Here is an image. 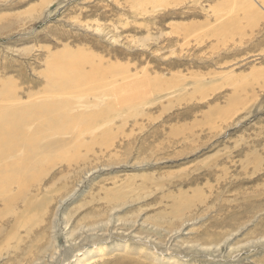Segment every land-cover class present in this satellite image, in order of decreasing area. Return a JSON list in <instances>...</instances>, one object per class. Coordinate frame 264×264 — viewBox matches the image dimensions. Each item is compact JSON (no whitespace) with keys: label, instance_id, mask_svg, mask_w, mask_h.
Listing matches in <instances>:
<instances>
[{"label":"rangeland","instance_id":"1","mask_svg":"<svg viewBox=\"0 0 264 264\" xmlns=\"http://www.w3.org/2000/svg\"><path fill=\"white\" fill-rule=\"evenodd\" d=\"M14 103L0 264H264V0H0Z\"/></svg>","mask_w":264,"mask_h":264},{"label":"bare ground","instance_id":"2","mask_svg":"<svg viewBox=\"0 0 264 264\" xmlns=\"http://www.w3.org/2000/svg\"><path fill=\"white\" fill-rule=\"evenodd\" d=\"M54 77V76H53ZM51 78V77H50ZM53 82V81H52ZM76 82V81H75ZM54 87V86H53ZM52 87V88H53ZM55 88V87H54ZM19 98H17V99H15V98H13V100L15 101V102H17V100H18ZM4 109V110H3ZM2 110H3V114H4V119H3V121H4V125H5V127L4 128H0V144L1 145H3V146H5V148H4V153L5 154H7V155H9V154H11L12 152H16L18 149H17V147H14L13 145H10V141H12V142H14V141H18V142H20V140H22V142H24L23 141V137H25V129H24V127H23V121H22V114H23V110H24V108H23V106L21 105V104H19V103H14V104H11V105H9V106H7V107H4ZM25 117V116H24ZM41 127L40 126H35L34 127V129H32V131L37 135L38 133H39V131H38V129H40ZM32 135L33 134H31V137L30 138H34V135H33V137H32ZM36 137V136H35ZM38 137V136H37ZM36 137V138H37ZM27 139V138H26ZM31 140V139H30ZM36 141V140H35ZM38 142H39V138H38ZM21 144V143H20ZM10 145V146H9ZM51 145V144H50ZM9 146V147H8ZM11 146H13V147H11ZM22 146V145H21ZM24 146H26V144L24 143V145H23V147ZM29 147H31V145L29 146ZM19 148V147H18ZM42 148V147H41ZM30 149V148H29ZM29 149H28V151H29ZM45 149H48V148H45ZM44 149V150H45ZM21 151V150H20ZM25 151H27L26 150V148H25ZM24 151V152H25ZM27 151V152H28ZM30 151H31V153H34V149L32 148V149H30ZM17 153H19V152H17ZM16 153V154H17ZM21 153V152H20ZM15 154V155H16ZM27 154V153H26ZM38 155V154H37ZM4 156V155H3ZM6 156V155H5ZM11 156H12V154H11ZM10 157V156H9ZM5 158V157H4ZM11 159V158H10ZM0 162H4V161H0ZM1 164V163H0ZM4 165V164H3ZM5 166V165H4ZM12 167V166H11ZM1 170V169H0ZM20 170V169H19ZM21 171V170H20ZM1 172V171H0ZM1 175V174H0ZM25 178V177H24ZM21 180V179H20ZM16 181H18V180H16ZM22 182V181H21ZM19 183V182H18ZM23 183V182H22ZM7 184H9V182H7ZM6 184V185H7ZM18 185V184H17ZM26 185V184H25ZM9 186V185H8ZM7 186V187H8ZM12 186V185H11ZM4 188H6V187H4ZM10 187H8V188H6V189H9ZM12 188V187H11ZM5 189V190H6ZM7 192V191H6ZM5 192V193H6ZM11 192V191H10ZM21 193H22V191H21ZM24 193V192H23ZM27 193V192H26ZM4 194V193H3ZM11 194V193H10ZM6 195H8V194H5V196ZM4 196V197H5ZM14 196V195H13ZM1 197V196H0ZM3 197V198H4ZM7 197V196H6ZM14 198V197H13ZM1 199V198H0ZM15 199V198H14ZM3 201H4V199H2ZM1 200V201H2ZM7 200H8V197H7ZM16 200V199H15ZM6 201V200H5ZM5 201L3 202V203H5ZM13 201V200H12ZM12 201H11V203H12ZM8 203H10L9 201H8ZM0 215H2V214H0ZM1 227V226H0ZM2 233V231H0V234ZM47 249H49V248H47ZM46 249V250H47ZM123 263V262H122Z\"/></svg>","mask_w":264,"mask_h":264}]
</instances>
